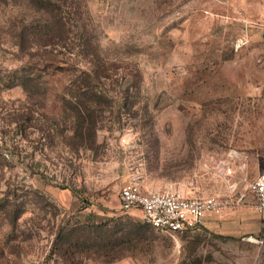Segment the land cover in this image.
Returning <instances> with one entry per match:
<instances>
[{
  "label": "rangeland",
  "instance_id": "rangeland-1",
  "mask_svg": "<svg viewBox=\"0 0 264 264\" xmlns=\"http://www.w3.org/2000/svg\"><path fill=\"white\" fill-rule=\"evenodd\" d=\"M43 2L0 0V204L23 211L12 226L0 210V264H261L264 230L228 221L172 236L124 210L119 192L135 181L232 195L222 213L249 208L264 170V0H58L67 43L27 52ZM87 82L108 101L80 144L72 106ZM109 220L105 230L131 220L147 236L117 229L108 244L105 231L73 248V263L58 251L68 224Z\"/></svg>",
  "mask_w": 264,
  "mask_h": 264
},
{
  "label": "trees",
  "instance_id": "trees-1",
  "mask_svg": "<svg viewBox=\"0 0 264 264\" xmlns=\"http://www.w3.org/2000/svg\"><path fill=\"white\" fill-rule=\"evenodd\" d=\"M43 1L44 2L42 3V6L37 9V12H42L41 14L47 15L46 18L40 21H31L30 23L26 24L27 52L34 48L37 49L38 52L40 51L47 54L52 53L54 49L57 50L59 47L63 48V46H65L69 39L68 36L64 35V30H66L67 22L62 16H60L61 10L60 5L57 4L58 0ZM49 47H51L53 50H48ZM46 67L50 66L47 65ZM103 68V65L99 67L97 71L98 75H105ZM95 77L98 78L97 76ZM28 80L29 78L26 76V87ZM90 85L91 84L87 82L84 85V87H86L85 89L82 90V88H79V90H76L77 94L75 95L79 100L76 101V104H73L72 106V110L75 116V126L73 134L74 143L82 144L84 140H89V143H92L97 130V117L101 114V111L104 110L105 102L108 101L103 90H97L96 86L90 87ZM0 210H4L5 213L10 216L9 221L12 226H15L17 224V221L23 213L18 204H8V202H3L2 204H0ZM110 224V220L106 222H100L95 225H90L89 223L85 224L81 221H76L72 224H68L58 232L56 238V242L60 240L63 244H67V247L65 248L63 246V248L61 246H58V251L63 253V255L68 254L69 257L67 258V260H69V258L71 259L72 257L73 248L76 249L80 246H87V242H90V245L94 246L97 243V240L104 236L105 231L108 232L106 233L108 235L105 237L108 244L112 242L111 233H113L117 229L119 231L121 229L126 233V238L128 241H133L134 239H140L141 237L143 238L147 236L148 228L146 227L147 225H149L129 220V222L122 227L117 225V229H114L112 231L105 230L104 226ZM152 229L156 228L152 227ZM71 262H75L73 258L71 259Z\"/></svg>",
  "mask_w": 264,
  "mask_h": 264
},
{
  "label": "built area",
  "instance_id": "built-area-1",
  "mask_svg": "<svg viewBox=\"0 0 264 264\" xmlns=\"http://www.w3.org/2000/svg\"><path fill=\"white\" fill-rule=\"evenodd\" d=\"M262 27L264 29V21ZM222 173L229 182L233 168L226 167ZM230 186L231 192H234L235 184L232 182ZM251 188L257 198L256 210L264 213V170L251 182ZM231 198L232 195L186 196L174 190L145 192L135 181L124 183L119 192V201L124 210L140 209L147 224L172 236L201 226L210 214H221L224 207L231 203Z\"/></svg>",
  "mask_w": 264,
  "mask_h": 264
},
{
  "label": "crops",
  "instance_id": "crops-1",
  "mask_svg": "<svg viewBox=\"0 0 264 264\" xmlns=\"http://www.w3.org/2000/svg\"><path fill=\"white\" fill-rule=\"evenodd\" d=\"M249 197L251 202L249 208L244 207L235 211L231 209L226 211V213H221L219 215L210 214L205 218L202 225L205 227L218 229L222 226L225 227L227 224L226 222L229 221L233 228L237 230L250 231L255 235L259 234L262 230H264V213H259L256 210V196L251 195ZM261 264H264V245Z\"/></svg>",
  "mask_w": 264,
  "mask_h": 264
}]
</instances>
